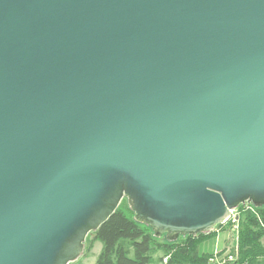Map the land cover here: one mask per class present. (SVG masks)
I'll return each mask as SVG.
<instances>
[{
    "label": "water",
    "instance_id": "obj_1",
    "mask_svg": "<svg viewBox=\"0 0 264 264\" xmlns=\"http://www.w3.org/2000/svg\"><path fill=\"white\" fill-rule=\"evenodd\" d=\"M124 199L168 240L264 206V0H0V264Z\"/></svg>",
    "mask_w": 264,
    "mask_h": 264
},
{
    "label": "trees",
    "instance_id": "obj_2",
    "mask_svg": "<svg viewBox=\"0 0 264 264\" xmlns=\"http://www.w3.org/2000/svg\"><path fill=\"white\" fill-rule=\"evenodd\" d=\"M238 208L237 245L227 254L233 259L226 262H222L224 250L216 254L200 250L201 238L210 233L175 240L164 235V239L155 237L150 226L134 219L126 199L98 230L88 235L85 248L90 250L95 242H102L95 264H151L156 260L165 264H264V206L244 204ZM157 253L160 256L156 257Z\"/></svg>",
    "mask_w": 264,
    "mask_h": 264
},
{
    "label": "rangeland",
    "instance_id": "obj_3",
    "mask_svg": "<svg viewBox=\"0 0 264 264\" xmlns=\"http://www.w3.org/2000/svg\"><path fill=\"white\" fill-rule=\"evenodd\" d=\"M240 212L241 209L237 208L224 223L212 230V233L209 232L210 234L202 237L200 240V250L213 254L224 250L223 256L229 254L237 245L238 229L234 227V219L237 215L240 217ZM162 239H164V237H162ZM101 249L102 242L97 241L92 249L88 250L85 248L79 259L70 264H95ZM151 264H162V262L156 260ZM223 264H232V262Z\"/></svg>",
    "mask_w": 264,
    "mask_h": 264
},
{
    "label": "built area",
    "instance_id": "obj_4",
    "mask_svg": "<svg viewBox=\"0 0 264 264\" xmlns=\"http://www.w3.org/2000/svg\"><path fill=\"white\" fill-rule=\"evenodd\" d=\"M247 205H249V203H247ZM237 208L235 209H232L231 212H230V215L236 210ZM235 220V223H234V227L239 229V216L237 215L236 218L234 219ZM224 259H222V262H226L227 260H231L233 259V256L232 255H225L223 257Z\"/></svg>",
    "mask_w": 264,
    "mask_h": 264
},
{
    "label": "crops",
    "instance_id": "obj_5",
    "mask_svg": "<svg viewBox=\"0 0 264 264\" xmlns=\"http://www.w3.org/2000/svg\"><path fill=\"white\" fill-rule=\"evenodd\" d=\"M95 243H96V242H95ZM94 245H95V244H94ZM157 255H158V256H160V253H157V254H156V256H157ZM162 264H165V263H164V262H162Z\"/></svg>",
    "mask_w": 264,
    "mask_h": 264
}]
</instances>
